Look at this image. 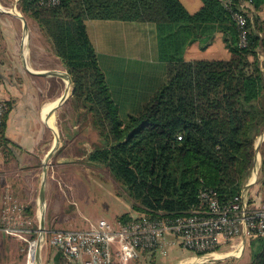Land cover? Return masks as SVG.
<instances>
[{
	"label": "trees",
	"instance_id": "1",
	"mask_svg": "<svg viewBox=\"0 0 264 264\" xmlns=\"http://www.w3.org/2000/svg\"><path fill=\"white\" fill-rule=\"evenodd\" d=\"M201 2L191 12L182 0H61L53 7L40 0L19 1L23 13L52 40L73 79L75 106L89 109L103 139L88 160L105 166L126 187L138 218L188 214L207 187L228 201L241 191L255 163V141L264 131V73L258 53L264 44L259 15L264 0L248 6L245 45L233 9L224 0ZM87 19L156 26L166 78L126 118L99 63ZM217 34L228 56L193 54L194 47L210 48ZM7 103L0 126L3 142L11 108ZM133 218L126 213L118 219ZM256 242L248 264H264V239Z\"/></svg>",
	"mask_w": 264,
	"mask_h": 264
},
{
	"label": "crops",
	"instance_id": "2",
	"mask_svg": "<svg viewBox=\"0 0 264 264\" xmlns=\"http://www.w3.org/2000/svg\"><path fill=\"white\" fill-rule=\"evenodd\" d=\"M182 1L191 12L198 10L202 4L201 0H194L195 3L189 6L184 0ZM4 23L5 25H0V97L10 102L11 108L5 119L4 136L7 140L3 142L0 139V153L2 154L0 156V189L1 193H6L8 197L4 198L5 207H0L2 210L0 216L6 215L9 223H11L12 220L13 222L15 219L19 220L17 217L22 209L26 210V207L22 204L28 200L33 201V197L37 192L39 195L38 200L41 202V187L45 168L47 169L45 183V202L47 203L48 193L51 191L50 180L62 177L67 163H77V160L87 159L88 154L84 152L78 136L70 140L73 143L72 147L67 146V139L61 138L62 104L64 103L57 108L56 106L59 98L65 92H63L64 87H67L66 81L60 75L61 69H66L63 61L50 43L45 44L38 40H31L32 33L29 27L28 32L25 33L24 26H18L16 21L12 25ZM86 25L90 39L99 55V63L105 72L115 102L119 108L133 105L134 102H132L131 98L134 96L128 95L129 93L125 86L126 79L122 78L121 80L119 78L115 80L116 82L112 83L110 78V75L115 72L118 75L130 77L132 74L119 70L120 73L112 64L106 69L100 60L102 56L116 57L120 55L129 58V60L145 63L149 58L147 56L149 53L157 61L160 60L155 24L116 19H87ZM37 26V29L44 33L39 24ZM130 31L136 32V34L134 33V42L137 43L134 46H127L125 44L114 45L112 42H109L114 39V34L126 35V32ZM25 37L30 40L25 42ZM216 37L214 44L210 48L203 51L194 47L193 54L208 57L228 56V50L223 42L222 35L217 34ZM135 73L137 76L139 75L138 71H135ZM144 75L148 78H155L158 76V71L141 69L140 76ZM165 78L166 66L162 70L161 82L153 87V91L164 82ZM129 79L133 81L132 78ZM135 93L139 94L138 91H135ZM151 94L152 91L149 94L147 93V96L143 98L145 100L142 101L145 102ZM131 112L134 111L131 110ZM96 131L92 129L95 138L99 136ZM57 133H59L60 138L59 144L51 158L46 161L48 153L56 142ZM72 148L75 149L72 150ZM5 151L7 157L4 160L2 157ZM24 195L29 197L25 198ZM37 207L38 203L33 206V209ZM41 216L40 214V218ZM120 216L117 217L115 222L120 221L118 219ZM52 230L54 229H51L50 232ZM48 233L46 230L45 238L47 241L45 238L43 239L42 247L45 241L52 248L48 253H42V260H46L48 264H70L72 262L71 258L61 248L49 243L48 239L51 233L50 235ZM9 236L0 227V264H23L18 251V245L23 240L18 236L15 237V235L9 234ZM167 238L173 239V236L169 235ZM32 241L33 239L30 245L31 247L32 245L35 247L34 242L36 240ZM150 252L142 251L140 257H149L152 254L157 255V252H160L163 257L170 258L171 262L169 264H187L190 261L192 262L188 264H204L216 261L198 259L191 251L183 247L181 243H178V241H175L173 244H166L162 248ZM184 252H189L190 254L181 258ZM238 257L233 256V258ZM178 258H180V261L176 262Z\"/></svg>",
	"mask_w": 264,
	"mask_h": 264
},
{
	"label": "rangeland",
	"instance_id": "3",
	"mask_svg": "<svg viewBox=\"0 0 264 264\" xmlns=\"http://www.w3.org/2000/svg\"><path fill=\"white\" fill-rule=\"evenodd\" d=\"M19 1L20 0H0V25H5L4 22L12 25L13 22L16 21L18 26L21 25L22 27L24 26V21L22 20L21 16H24L27 20L29 29H31V40H38L45 44L50 43L55 49L54 44L47 33L40 32L37 29L38 23L32 17L28 15L26 16L23 13L21 8L19 7ZM184 1L189 6H192L195 3L194 0ZM15 12H17L18 14ZM259 15H261V17L264 19V8L260 10ZM134 33L136 34V32L134 31L126 32V35L116 33L113 35L114 39L110 40L109 42H112L114 45L125 44L127 46H134V44L137 43L134 42ZM29 40L27 39V37H25L24 39L25 42ZM258 53L264 73V44L261 45ZM147 56H149V58L145 63L129 60V58H125L124 56L120 55H117L116 57H101V64L106 69L109 68L110 64H112L113 67L118 70V72H120L119 70H121L123 72L126 71L132 74L131 77L124 75L123 73L122 74L124 76L118 75L117 72L110 75L112 83L116 82L115 80L119 78L121 80L122 78H125L127 82H125V86L127 87L126 89L129 93L128 95L134 96L133 98H131L132 102H134L133 105H127V107L120 106L121 108H119V110L122 118H126L130 113H136L135 111L139 110V108H141V106L143 105L144 101L142 100H145L143 99L144 96L146 97L147 93L149 94L151 93V91L153 92V87L161 82L160 80L162 78V70H164L165 66L164 62L161 60L157 61L150 53ZM155 61L156 63H154ZM114 68L113 70H115ZM141 69L154 71L157 70L158 76L155 78L149 77L151 79L145 77V75L140 76ZM135 71L139 72L138 76L136 75ZM60 72L70 74L65 68L61 69ZM62 78L64 77L62 76ZM129 78H132L133 81H130ZM66 88L64 87L63 92L66 90ZM135 91H138L139 94L135 93ZM62 106L60 132L61 138L63 137V139L68 140L67 146L72 147L73 143L70 140H73L78 136L80 138L79 142L82 143V147L84 148V152H87V154L89 155L92 150L104 144L102 138H100L99 136L95 138V135H93L92 133V129L96 131V128L94 126L93 116L88 108H86L85 106L82 108H77L72 99V94L67 98V101L62 104ZM131 110H133L134 112H131ZM73 149L75 148H72V150ZM78 149L80 151L79 145ZM3 154L4 156L2 158L5 160V158L7 157L6 151L3 152ZM1 155L2 154L0 153V156ZM255 155L254 166L255 164L257 165L258 162V171L255 175V182L251 186V194L256 191L258 193H262V195L264 196V131L257 137L255 141ZM66 165L67 166L64 167L65 172L62 174V177H59L56 180H50L51 191H49L48 193V201L47 203L45 202L44 210L45 228L49 232V235L52 231L59 229L87 230L90 229L93 224H96L100 219H107L111 222H115L119 215H123L126 213H129L134 217H137L139 215L138 213L133 211L132 200L129 198L126 187L121 186L105 166H99L97 163H91L88 160V156L87 159L77 160V163L69 162ZM252 170L248 179L252 174ZM24 197L28 198L29 196L24 195ZM4 198H8L7 194H2L0 189V207H5ZM33 198V201L28 200L22 204L24 207H26V210L22 209L18 217V214L15 215L19 220L15 219L14 222L12 220V222L9 223L10 226L18 225L25 230H23L22 237L18 236L23 240V242H20L18 245L19 255L21 257V260L23 261V264H37L35 262V247L33 245L31 247L30 242L32 239L33 241L37 240L40 234L41 218L39 212L41 202L40 200H38V192ZM36 203H38V207L33 209V206ZM0 212H2L1 208ZM21 214L22 216L20 217ZM51 229L54 230L50 232ZM6 235L9 236V234L7 233ZM239 239L240 237L235 238L232 240V242H237L239 241ZM261 239H264V237H260L255 241H248L244 253L238 258H233V256H225L223 249L226 250L230 248L227 244L224 248H222L221 251L223 253L219 255L220 257L210 258L216 259L215 262L204 264H248L254 257L255 248L253 247L254 244H252V242H255V244H257L256 241ZM51 248L52 247L44 241L41 253H48ZM150 251L151 250H148L149 253H151ZM189 254V252H184L181 255V258H184ZM193 254L195 256L197 255L195 253ZM223 256L225 257V259L221 260ZM141 257H139L138 260L133 261V264H169L171 262L169 257H163L160 252H157V255L152 254L149 257ZM178 261H180V258L176 260V262ZM42 263L48 264L46 260H42Z\"/></svg>",
	"mask_w": 264,
	"mask_h": 264
},
{
	"label": "built area",
	"instance_id": "4",
	"mask_svg": "<svg viewBox=\"0 0 264 264\" xmlns=\"http://www.w3.org/2000/svg\"><path fill=\"white\" fill-rule=\"evenodd\" d=\"M239 1V4L237 0H224V3L233 9L245 45L246 14L253 0ZM40 3L53 7L61 0H40ZM7 108V101L0 97V126ZM257 167L258 162L241 191L228 201H221L216 190L202 188L198 205L188 214L155 219L135 217L124 222L100 219L87 230L52 231L48 241L71 258L70 264H133L142 251L158 250L175 241L197 254L200 260H216L210 258L220 257L223 252L227 257L240 256L248 241L264 237V196L256 191L251 194ZM0 227L8 234L21 237L24 230L18 225L10 226L6 215L0 216ZM169 235L173 239H168ZM238 237L239 241L232 242ZM227 244L230 248L222 252Z\"/></svg>",
	"mask_w": 264,
	"mask_h": 264
},
{
	"label": "water",
	"instance_id": "5",
	"mask_svg": "<svg viewBox=\"0 0 264 264\" xmlns=\"http://www.w3.org/2000/svg\"><path fill=\"white\" fill-rule=\"evenodd\" d=\"M21 18L24 21L25 33H27L28 32V23H27V20L25 19L24 16H21ZM60 75L63 76V77L64 76H67L69 78V83H70V85H72V88H69V87L66 88L64 94L59 98V101L57 103L56 108L58 106H60L62 103H64L67 100V98L71 94H73V92H74V83H73V79L70 76V74L60 72ZM59 141H60L59 133H57L56 142H55L53 148L51 149V151L48 153V155L46 157V161H48L51 158L52 154L54 153V151L56 150V148H57V146L59 144ZM44 172H45V175H44V179H43V183H42V187H41V196L40 197H41V204H43L44 207H45V183H46V178H47V169L46 168H45V171ZM45 233H46V228H45V215H44V211H43L42 216H41L40 234H39V238H38V240H39V247H38V249L36 251V263L37 264H43L42 263V253H41V251H42V241L45 238Z\"/></svg>",
	"mask_w": 264,
	"mask_h": 264
},
{
	"label": "bare ground",
	"instance_id": "6",
	"mask_svg": "<svg viewBox=\"0 0 264 264\" xmlns=\"http://www.w3.org/2000/svg\"><path fill=\"white\" fill-rule=\"evenodd\" d=\"M2 8V7H1ZM14 11V10H13ZM15 13H17V12H15ZM18 14V13H17ZM64 81H66V83H67V88L69 87V88H72V85H70V83H69V78L67 77V76H64ZM44 209H45V207H44V205L42 204L41 205V207H40V214L42 215V213H43V211H44ZM34 244H35V262H36V251H37V249H38V247H39V240L37 239L35 242H34ZM192 261H190V262H188V263H191ZM187 263V264H188ZM180 264H186V263H180Z\"/></svg>",
	"mask_w": 264,
	"mask_h": 264
}]
</instances>
